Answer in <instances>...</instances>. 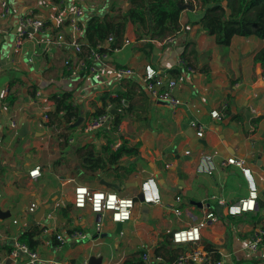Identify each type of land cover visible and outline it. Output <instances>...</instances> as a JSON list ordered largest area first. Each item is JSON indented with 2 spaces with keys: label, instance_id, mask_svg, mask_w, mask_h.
I'll use <instances>...</instances> for the list:
<instances>
[{
  "label": "crops",
  "instance_id": "obj_1",
  "mask_svg": "<svg viewBox=\"0 0 264 264\" xmlns=\"http://www.w3.org/2000/svg\"><path fill=\"white\" fill-rule=\"evenodd\" d=\"M7 1L12 15L0 19V264L24 263L23 256L17 263L9 260L15 243L30 229L38 230L34 250L41 256V264H90L92 257L101 259V264H141V255L146 252L161 258L155 264H173L182 251L192 248L189 244H174L173 233L203 221L206 228L201 244L215 246L220 258L214 260L223 264H264V245L255 254L244 250L254 231L264 229V65L255 62L264 40L234 37L229 47H221L200 25L191 24L199 9L195 7L193 12L182 14L174 44L151 42L154 49L150 51L137 41L135 27L130 24L120 51L112 54L108 65H98L95 73L69 71L66 60L75 62L79 55L72 47L73 35L64 11L55 1ZM128 7L127 0H85L82 26L92 15ZM30 12L43 18L52 32L48 37L38 36L36 42L27 41L21 53L15 54L19 16ZM125 39H130L131 45L124 46ZM47 41L53 43L48 52H43ZM33 52L39 54L34 56ZM180 55L193 67V73L177 66ZM147 64L177 80L176 94L184 105L175 114L169 104L155 101L142 83ZM122 68L132 69L135 75L120 77L117 70ZM38 92L49 99L51 106L40 101ZM66 92L73 94L72 105L78 110V116L70 119V132H78L98 113L105 93L106 104L110 103L109 97L121 95L125 106L112 104L110 127L92 134L91 140L82 138L77 143L75 139L64 148L52 137L64 126H49L43 116L55 111L59 97ZM212 111H218L220 118H213ZM14 115L17 134L9 126ZM115 115L121 118L117 130L111 128ZM193 120L205 127L204 137H198L197 130L190 126ZM124 124L129 125L126 131L130 134L122 133ZM24 126L27 132L22 137ZM123 139L139 147L138 155L128 159L129 164L124 163L127 157L122 160L124 171L112 166L82 175V160L75 153L71 161L66 158L57 165L47 154L50 142L61 153L72 150L76 143L77 147L90 143L99 152L105 145L109 150H118ZM114 145L119 147L113 149ZM203 153H212L217 159L235 157L246 161L259 191L254 212L240 216L227 213L229 205L248 196L247 181L235 166L213 176L197 174V162ZM37 166L41 167V175L31 178L30 171ZM148 178L157 181L162 203L147 206L144 212V205L138 201L133 219L120 226L107 215L80 210L73 204L76 184L72 179L91 189L138 197L142 181ZM34 203L37 209L30 211ZM176 209H180V215ZM205 210L214 214V220H206ZM38 214L42 216L37 221ZM45 224L51 228L48 234L42 230ZM75 230L84 231L86 236L56 250V235L68 236Z\"/></svg>",
  "mask_w": 264,
  "mask_h": 264
},
{
  "label": "built area",
  "instance_id": "obj_2",
  "mask_svg": "<svg viewBox=\"0 0 264 264\" xmlns=\"http://www.w3.org/2000/svg\"><path fill=\"white\" fill-rule=\"evenodd\" d=\"M46 2L53 3L56 2L59 9H62L66 15L68 26L73 35L72 47L77 54L82 53V42L80 38L82 37L83 27L82 18L85 13L84 1L85 0H45ZM184 4H191L195 7L197 3L194 0H182ZM12 15L11 5L7 0H0V19H6ZM51 26L41 17L30 12L25 15L19 16L18 28L15 33L14 41V53L20 54L24 45L27 41H37V37L43 35L45 37L49 36L51 33ZM115 37L110 36L104 43L99 44L93 48L85 51L83 57H78L75 62L71 60H66L65 66L69 71H89L90 73H95L99 69L98 65H108L113 53L120 51V48H115L112 50L111 44L114 42ZM177 35L169 37L165 43L174 44L176 42ZM53 42H46V46L43 52H48L50 45ZM60 46V42H57ZM131 45L130 39H125L124 46ZM41 52V54L43 53ZM38 52H33V55H38ZM176 64L179 67H186L190 72H194L193 67H191L183 56H178L176 58ZM3 70L0 67V73ZM117 74L122 76H132L135 75L132 69H119ZM142 83L144 84L146 90L150 93L155 101L167 102L171 108L172 113L175 114L183 105L184 102L177 96L178 82L173 77L164 76L160 70H158L154 65L147 64L144 67L142 75ZM9 89L5 90L4 94H8ZM37 97L43 104L51 103L48 98L42 97L38 92ZM122 106H125V102L121 101ZM112 103L106 104V109L103 114L93 116L85 121V123L78 129V131L84 134H92L105 129L111 119L112 114ZM253 112L255 110L253 109ZM211 116L213 118L219 119L220 114L218 111H212ZM44 122H49V115L47 113L43 116ZM10 128L18 133V122L16 116L14 115L9 121ZM190 126L197 130V136L202 138L205 134V127L198 121H191ZM69 143L73 144L75 139L70 135L68 140ZM119 145H114L113 149H117ZM229 166H235L239 168L245 177L248 184V196L238 202L229 205L227 208V213L232 216H240L243 213L254 212L257 209V201L259 198V191L256 178L252 170L247 166L244 159H239L235 157H229L225 159H217L212 153H203L197 162L196 173L200 175L213 176L217 171L222 170ZM41 175V167L37 166L32 171H30L31 178H37ZM71 182L76 184L73 189V204L75 208L84 210L89 209L96 215H107L111 221L115 224H124L133 219V215L136 210L138 203V197L134 196H120L119 194L112 191H104L91 189L85 185L78 184L75 179ZM140 194L143 196V201L139 203L142 205L153 206L160 205L162 203V196L159 190L157 181L154 178H148L142 181L140 186ZM139 194V195H140ZM180 202V198L177 199ZM37 209V205L34 203L30 207V211ZM176 214L180 215V209H176ZM206 220H214V214L205 210ZM49 218L52 215L48 216ZM14 223H17L16 221ZM98 227L101 224L97 225ZM206 228V221L200 222L195 226H190L187 228L179 229L175 231L172 235V241L176 245H192L191 249H186L180 253L177 260L173 264H223L221 261L214 260L212 254H210L201 244L202 240V230ZM43 232L48 234L51 228L48 225H43ZM85 233L82 230H75L68 236H63L61 234L56 235V250H61L69 242L80 241L85 237ZM264 245V229L259 228L254 231L251 240L244 246L246 253L255 254L258 252L259 248ZM24 257V263L22 264H41L42 259L40 254L31 249L24 242H16L15 248L13 249L10 257L13 262H18L19 257ZM161 258L152 256L148 252L141 255V264H155V261H160ZM21 264V263H19Z\"/></svg>",
  "mask_w": 264,
  "mask_h": 264
},
{
  "label": "trees",
  "instance_id": "obj_3",
  "mask_svg": "<svg viewBox=\"0 0 264 264\" xmlns=\"http://www.w3.org/2000/svg\"><path fill=\"white\" fill-rule=\"evenodd\" d=\"M129 7L126 10L113 8L105 15H92L83 27L82 53L86 50L104 43L110 36H114L111 44L112 50L122 46V40L126 35L128 26L135 27L137 41L143 42L145 48L150 51L154 49L151 42H164L169 37L177 35L181 27L182 14L186 11L180 7L182 0H127ZM199 9H196V16L192 25H200L209 35L213 36L217 45L229 47L234 37L255 36L264 40V0H194ZM191 5L194 7L193 3ZM150 41V43H148ZM255 62L264 65V48L255 56ZM88 72V71H87ZM107 93L102 98L103 105L95 116L103 114L106 109ZM73 94L66 92L59 97L56 109L47 112L50 121L49 126L59 128L64 124L71 128L70 119L78 116V110L72 105ZM122 96L109 97V101L117 106L121 103ZM113 122V130L121 121L118 115ZM78 119V118H76ZM73 129V128H71ZM59 137L65 138L66 144L70 138L67 134ZM63 145L64 148L67 145ZM62 147V148H63ZM138 145L130 146L128 141L123 139L121 147L116 150H109L105 145L98 152L90 143L76 147L74 153L82 160L83 174H95L97 170H104L115 166L116 171H124L121 165L124 158H134L138 155ZM71 205H68L70 208ZM37 229H30L20 237L21 242L26 243L31 249L38 245L36 240ZM205 249L219 260L220 255L215 246L204 242Z\"/></svg>",
  "mask_w": 264,
  "mask_h": 264
},
{
  "label": "rangeland",
  "instance_id": "obj_4",
  "mask_svg": "<svg viewBox=\"0 0 264 264\" xmlns=\"http://www.w3.org/2000/svg\"><path fill=\"white\" fill-rule=\"evenodd\" d=\"M84 110V109H83ZM95 110V112L98 110V108H95L94 109ZM81 111V110H80ZM64 127L63 128H60L59 129V131L58 132H55V134L52 136L53 138H54V140H55V142L57 143L58 141H60V143H61V145H65L66 144V141H65V138L63 137V138H61V137H59L61 134H67L68 135V133L70 132V129L71 128H68L69 127V125H67V124H64L63 125ZM127 126H129V125H126V124H124L123 125V127H122V133H128V134H130L131 132L128 130V131H126V129H127ZM107 127H110V124L107 126ZM106 127V128H107ZM112 129L114 128L113 126L111 127ZM111 129V130H112ZM109 131V130H108ZM70 134H73L72 136L73 137H75L74 139H76V142L77 143H79V141H81V139L83 138V140L82 141H84V140H91V138H93L94 137V135H92V134H95V133H92V134H83L82 132H80V131H73V132H70ZM130 136V135H129ZM75 144V146H74V148L72 149V150H68V151H65L64 153L62 152H59L58 150H56L55 148H53V146H52V144H51V142L47 145V147L49 148V151L47 150V154L49 155V157H50V160H51V163H53L54 165H57L58 163H62V161L64 160V159H68L69 161H71L72 159H73V156H72V154H74V151H75V149H76V147H77V145L78 144ZM67 145V147H68V144H66ZM65 157V158H64ZM128 159L129 158H127V160H125L124 161V163L125 164H129V161H128ZM44 163V162H43ZM88 179V181H89V179H90V177H88L87 178ZM86 179V180H87ZM89 183V182H88ZM90 186H91V184H90Z\"/></svg>",
  "mask_w": 264,
  "mask_h": 264
},
{
  "label": "water",
  "instance_id": "obj_5",
  "mask_svg": "<svg viewBox=\"0 0 264 264\" xmlns=\"http://www.w3.org/2000/svg\"><path fill=\"white\" fill-rule=\"evenodd\" d=\"M180 7L182 8V9H184V10H188V11H194V7L191 5V4H183V5H181L180 4ZM161 103H163V104H168L167 102H163V101H160ZM248 114L249 113H247L246 115L248 116ZM79 125V123L77 122L76 123V125H75V127L76 126H78ZM26 132H27V127L26 126H24L23 128H22V130H21V132H20V135L22 136V137H25L26 136ZM103 184H105L107 187H111V188H116V189H119V187L117 186V185H115V184H111V183H104V182H102ZM138 200L140 201V202H142L143 201V196H142V194H140L139 196H138ZM147 205H144V209L145 210H143L144 212L147 210ZM42 216V214H38L37 215V221H38V218H40ZM119 226H120V224H119ZM11 261H13L12 259H10L9 260V262H11ZM101 259H96V258H94V257H92V259L90 260V264H101Z\"/></svg>",
  "mask_w": 264,
  "mask_h": 264
}]
</instances>
